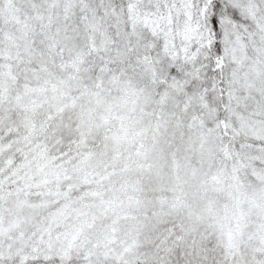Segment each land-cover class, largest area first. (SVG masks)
<instances>
[{
	"label": "snow or ice",
	"instance_id": "obj_1",
	"mask_svg": "<svg viewBox=\"0 0 264 264\" xmlns=\"http://www.w3.org/2000/svg\"><path fill=\"white\" fill-rule=\"evenodd\" d=\"M0 264H264V0H0Z\"/></svg>",
	"mask_w": 264,
	"mask_h": 264
}]
</instances>
